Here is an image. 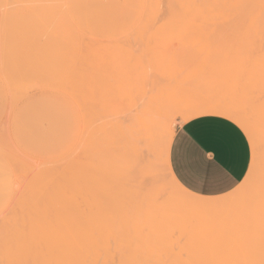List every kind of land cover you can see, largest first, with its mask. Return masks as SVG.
<instances>
[{
    "label": "rangeland",
    "instance_id": "obj_1",
    "mask_svg": "<svg viewBox=\"0 0 264 264\" xmlns=\"http://www.w3.org/2000/svg\"><path fill=\"white\" fill-rule=\"evenodd\" d=\"M178 3L179 0H0V154L1 151H3L0 156V233H7L11 230L13 231V229L15 231H20L21 228L24 229V232H28V226H30V230H37L40 225L52 222L55 224H62V228L66 231H75L74 233L77 234V237H75L77 246L80 245L79 247H85L88 245L86 247H89V242L92 243L89 238L92 240L94 239L95 241L98 238L99 241H104V239L107 241L106 236L111 234V230L113 233L116 231V233L124 231L126 233L128 232V234L134 231L135 224L137 225L138 222V219H136L138 218L137 215H140L138 212H140L139 206L141 202L132 200L128 195L134 191H147L148 189L143 190L142 187H144V189L148 188L147 185L150 183L148 182L149 180L146 179V176L144 178L143 174L137 169L132 157H130L126 142H119L117 151V172L120 171L118 176L123 186L127 187H124L125 190L122 187L123 191L126 193L125 198L119 199L113 197L110 199L111 197H108V199H105L106 197L104 196H100L99 198L95 197L96 203L94 202V204H97L96 208H98L96 209L95 205H93V201H95L94 197L88 198H93L92 200H88L85 197L86 200L89 201V203L91 201L92 204H90L94 206H89L87 208L89 203L86 200H83L85 203L80 201V193L75 195L76 192H86L87 189L85 188V190L84 187L88 186L87 188L90 189L89 186L96 181L101 182V184L98 185V191L103 190L105 192L109 189V186L104 184V181H100V178L102 177L101 175H103V173L100 172V169L103 168L105 170V168L103 167V164L101 166L99 165L102 163V156L101 154H98L103 151L102 147L104 149L105 146V144L103 145L105 140L104 142L102 140L104 136L100 139L102 136L100 135V132L103 127L105 129L107 123L102 128L100 127L99 129H96L99 130V139L97 137L98 135H96L98 133H93L97 137L95 138L94 136L97 142L92 144L95 145L100 140L103 142H99L103 146L100 144L98 145V148V146L95 145L93 150L100 151L96 150L97 147L98 149H101V151L95 153V151L91 150V153V151L88 150L89 148L87 147V144L90 143L88 142L90 141L88 140L89 137L95 141L91 138V128L95 127L96 123H101L102 120L115 118L116 115L114 114L118 113V115H121L119 113L122 112L123 116L121 115L120 117L124 120L122 118L119 119L124 121V125H126L128 129L130 128L131 119L129 118L130 110L128 109L131 106V103L128 101V98L126 99L128 93L127 88L129 87H139L145 85H147L148 88L151 85L162 88L168 87L173 91V100H176L174 102V107L180 104L178 110L181 109L182 111V107H184V111L185 109H189L188 111L193 113V115L186 117L185 119L180 115L175 116L171 125L172 137L176 129L185 121L199 115L211 114V111L219 109L227 110L229 108L228 111H236V113H250V119H253L254 122L256 119V125H259L258 122H260L258 127L261 126L263 121L258 119H261L260 117L262 116V118H264V115L260 116L262 113L261 111H264V109H262V106L259 104L256 105V107H253L256 101L254 104L251 103L253 105H250L249 99L252 101V98L248 93H251L252 97L255 94L256 97L258 95L260 98L264 94V70H261L264 66V33H261L264 32L262 31L264 25H257L259 26L258 28L255 25H226L217 27L176 25L173 24L172 19L173 13L178 9ZM255 27L257 29L260 28L261 31L259 34L261 35L257 33L258 30H256ZM211 28L224 29L232 32L225 35H209L201 32L202 29L207 30ZM254 30L257 32L255 31L254 33ZM245 40L247 42H245ZM241 44L243 48H241ZM255 58L256 61H254ZM257 65L259 68L256 67ZM233 68L234 70H232ZM259 70L261 72H259ZM55 78H70L75 81H79L78 83L81 84V87L83 88H85V85L84 82L81 83L82 81H87L91 84L97 83L96 87L98 88V92H93L91 94L94 97L93 100L97 110L93 103V106L91 107L93 113L91 110L90 112H86V108L81 109L79 102L78 104L74 102L77 105L74 107L66 97L57 93L54 89H50V86L47 85L45 88L43 87L45 86V83ZM98 78L100 79V83L97 82ZM259 78L263 79V82H260L261 79ZM203 82L205 83L203 84ZM210 84L213 85L211 86ZM208 85L210 87H207ZM239 88L240 91H238ZM258 88H260V90ZM236 94L237 96H235ZM241 95L243 97L247 95L246 97L249 98L247 99L245 97L247 99L246 100ZM123 96L125 97L124 99H122ZM57 99L64 105L70 119L71 132L68 140L62 147L54 151L43 152L28 147L18 137L15 130L14 122L17 113L30 106L33 110L38 111L39 114L41 113L40 111H43V114H45L44 112H48L52 107V105H50L51 101H54L53 109L55 112L54 116H56ZM262 99L261 100L264 102L263 97ZM262 101L259 99V102H261L260 104H262ZM122 102L124 104H122ZM237 102L240 103L237 104ZM248 103L249 105H247ZM123 105H125L124 108ZM262 105L264 106V103ZM185 106L190 108H186ZM118 107H120L121 110ZM117 108L120 112L117 111ZM248 108H255V110L253 109L254 113L252 112V109L250 112V109ZM256 108H258L257 111ZM259 109L262 110L260 111ZM124 111H126V114H124ZM84 112H86L85 115ZM256 112L259 113V116L257 113L255 117L254 114H256ZM127 113H129V115ZM86 115L90 118L92 116L93 120L95 119V123L92 122V125L94 124V126L90 125L91 121ZM257 116L259 118H257ZM96 120L99 121L96 122ZM90 126L92 127L90 128ZM159 135V138L157 136L159 140L155 138L152 146L154 148L157 144L156 147L158 149H154V153L156 152L161 154L160 148L162 143V134L159 133ZM249 142L251 141L249 140ZM252 143H250L251 155L255 158V167L258 168V165L262 160L261 155L263 149L258 148L256 144L254 146ZM157 150L160 151L158 152ZM2 155L4 157L7 156L8 158H4L5 160L3 158L1 159ZM157 156V154L156 156H153L156 161L155 164L157 163L156 165L163 160L161 159L163 156ZM81 158L83 160H81ZM90 159H96L98 164L94 163V160H91L90 162ZM48 160L49 162L46 164L33 165ZM9 161L12 165L8 164L10 163ZM75 161L78 162L76 163ZM74 162L75 168L77 166L76 164H78V166L76 170L75 168L73 169L75 172H73L74 175L72 177L73 173L71 174L72 171L70 172L69 166L72 164L71 167L73 168ZM21 165H23V167ZM86 165H88L87 170H89V167L92 168V170L94 169V171L100 170V175H97V171L91 172V175H96L95 177L92 176V181H89V179L92 178L91 175L88 174L90 170L89 172L87 171L88 176L85 173L86 169L84 168L87 167ZM95 165L96 167L93 168ZM55 166L58 168L56 169ZM33 167L34 173L31 169ZM80 167L82 168V171ZM26 168L28 173L31 170V173L34 174L32 175L30 173L33 178L37 175L38 178L36 176L35 179L41 178V180L36 181L33 179L34 181L32 180V183L29 176L28 178L30 180L28 182V178L25 177V172L27 171ZM43 168L44 170L49 168L47 174L52 168L55 169L54 171H51L52 174L49 173V179L46 177L47 174L45 173L47 170L44 172V170H42ZM104 170H102V172ZM39 171L41 172L39 173ZM159 173L161 174V171ZM247 173L238 185L231 191L219 196L207 197L206 199H220L229 194L234 193L240 195L245 192L251 187L250 181H252L253 177H255L254 172H252L250 177ZM86 177L87 179L84 180ZM247 177L249 178L246 179ZM24 178H27L26 184H24ZM71 179L72 181H70ZM76 179L80 182L75 181ZM48 182L53 184H46ZM63 182L65 185H62ZM79 183L82 186H78ZM58 185L60 188H56ZM139 186H141V189ZM47 188L49 189L47 190ZM81 188H83V190ZM66 189H71L73 194L78 196L80 199L72 196L73 194L70 196L71 199H61L58 197V195ZM34 191V195L36 193L37 195H40L38 198L36 195L34 198L32 197ZM41 191L45 192V194H43V192L41 193ZM47 192L48 194H46ZM30 193L32 195H30ZM50 193H53L54 195H51ZM186 193L191 196H198L193 193L191 194V192L189 193L188 190ZM29 195L30 198H28ZM238 195H236V197ZM243 197L244 194L242 195V198ZM239 198L240 197L238 196V200ZM106 200H108V202ZM235 200H237V198ZM104 201L107 202V207L105 204L106 202ZM78 202H81V204L79 205ZM100 202L103 203L100 204ZM111 202L114 203L113 206L116 207L117 211H113L112 207L111 210L113 212H111L109 209L110 205H108ZM235 203L236 201L230 202L231 205ZM83 204L85 205L83 206ZM133 204L136 205V208L138 207L136 210L134 209V206L131 207ZM226 204H228L227 206L229 208V203H225V205H221V209H218L222 211L225 206L224 210H227ZM49 206H51V209ZM98 206L101 210H99ZM232 206L234 209V205ZM94 208L99 210V213L96 210L95 213V211H93ZM119 208H122V210L127 208L126 210L129 212L125 210L121 212V209L120 211L118 210ZM104 212H107L106 216L108 217L104 215ZM224 212L225 211H223V213ZM111 215H113L114 218ZM133 215H136V217ZM89 216L91 218H89ZM124 216L125 218H123ZM129 216L131 217V221ZM44 218L46 220H44ZM82 218L85 219L83 220ZM116 218H123V220L119 219L117 223H121L123 221L124 224L122 226H125V229L123 227L121 228V225H116ZM22 219L23 221H21ZM50 219L52 220L50 221ZM107 219L112 222V225L115 223V226L119 227V231L114 229L116 227H113L110 230L109 228L112 227V225H109L110 227L108 228L109 221ZM92 220L94 224L89 222ZM132 222L134 223L132 224ZM10 223L13 225L10 226ZM100 224H103V227L101 225L103 228V230H101L102 232L99 230ZM7 226L9 228H7ZM3 227H6L7 229L5 230ZM104 227L105 229L108 228L109 233H106L107 230H105ZM93 228H97L96 231L99 230V233L97 232L99 237L95 236L96 231L94 232V230H92ZM90 229L93 232H91ZM89 232L95 233L94 237H90L88 234ZM95 237L98 238L95 239ZM32 238L25 236L24 240L26 242H30ZM87 238L89 242L87 241ZM16 241H18V239ZM109 247L110 248H108V250L105 248L100 250L101 255L103 253H107L109 255L108 258L105 257L106 259H104L103 255L98 258L100 256L99 253L96 260L92 259L93 262H87L88 260L86 259L87 263L84 262L83 264H171L163 257L162 260L157 258V253L161 250L158 247H155L157 251L155 248L148 249L150 247H136V249L135 247H112L111 242ZM161 251L163 252V250ZM43 253H45V251ZM160 254L161 256L163 255L161 252ZM102 257L103 259H101ZM40 263L41 262H38L37 264ZM20 264L27 263L25 262ZM41 264L63 263L55 260L52 263ZM72 264L75 263L73 262Z\"/></svg>",
    "mask_w": 264,
    "mask_h": 264
},
{
    "label": "bare ground",
    "instance_id": "obj_2",
    "mask_svg": "<svg viewBox=\"0 0 264 264\" xmlns=\"http://www.w3.org/2000/svg\"><path fill=\"white\" fill-rule=\"evenodd\" d=\"M172 22H173V24H176V25H201V26H207V27H210V26L217 27V26H226V25L227 26L228 25H244V26L245 25H255V26L264 25V0H179L178 9L173 13ZM258 27L259 26H257V28ZM257 28H256V30H258V32L256 30H254L253 32L255 33V31H256L259 34L261 30H260V28L259 29H257ZM263 29H262V31H264ZM228 31L224 30V29H213V28H211V29H207V30L202 29L201 32L203 34H209V35L210 34L225 35V34H230V32H232V31H229V32ZM233 31H234V29H233ZM261 33L263 34L264 32H261ZM259 35H261V34H259ZM253 38H255V37H253ZM246 40H245V42H247ZM224 41H225V39H224ZM237 43H239V42H237ZM241 46H242V44H241ZM241 48H243V46ZM209 49H210V47H209ZM213 49H214V46H213ZM244 51H247V50H244ZM256 58L254 61H256ZM206 64H208V63H206ZM236 66H237V64H236ZM256 67H258V65ZM260 67H261V65H260ZM246 68H248V67H246ZM262 68L263 69H261V70H264V66ZM249 69H250V67H249ZM232 70H234V68ZM254 70H257V69H254ZM259 72H261V71L259 70ZM212 74H214V73H212ZM47 79H49V78H47ZM55 79H57V80H55ZM55 79L48 81L47 83H45V86H43V87L45 88L48 85L51 87V88L49 87L50 89H54V90H58V91L63 92L64 94L68 95L75 103L78 104V102H79L80 103L79 106L81 107V109L86 108L85 111L90 112L93 104L95 105L94 100H93L94 97L91 94L93 92H98V88L96 87L97 83L91 84L87 81H82L81 83L84 82V85H85V88H83V87H81V84L78 83L79 81H75V80L70 79V78H55ZM259 79H261V78H259ZM99 80L100 79L98 78V80H97L98 83H100ZM262 80L263 79H261V81L260 80L259 81L263 82ZM90 82H93V81H90ZM229 82H230V79H229ZM133 83H135V82H133ZM204 83L205 82H203V84ZM208 83H209V81H208ZM210 85L212 86L213 84H210ZM219 86H221V85H219ZM207 87H210V86L208 85ZM221 88H220V90H221ZM127 89H128V91H127L128 93H127L126 99L128 98V101L131 103L130 104L131 106L128 109V110H130L129 118L131 119V125H130L129 129L127 128L126 125H124V121H123L124 119L122 117H120L121 115L123 116L122 112L119 113L121 115H118V113L114 114V115H116L115 118L102 120L101 123H99V124L96 123V126H95L96 128L92 127V126H94V124L92 125V122L95 123L94 122L95 119L93 120L92 116L90 118L86 115L91 121L90 125H92V126H90V128L92 127L91 128L92 129V131H91L92 137L91 138H93L95 140V141H93L89 137L88 140H90V141H88V142H90V143L87 144L88 145L87 147L89 148L88 150L95 151V150H93V147L95 145L96 146L100 145L101 143H99V142L100 141L102 142V140L104 142V140H105L104 143L102 142L103 145L105 144L104 149L102 147L103 151L101 153H98L101 151V149H98L99 148V146H98V148L96 147V150H100V151H95V153L97 152L98 154H101V156H102L101 162L102 163L99 165L101 166L103 164V167L105 168V170L103 168L102 169L99 168L101 170V171L100 170L99 171L101 173H103V175H101L102 177L100 178V181H102V182L104 181L105 182L104 184L109 186V189L105 192L103 190L98 191L99 190L98 185L101 184V182L96 181V182H93L91 184V186H89L90 189L87 188L88 186L84 187V189L86 188L89 191H87L85 189L86 192L80 191V192L75 193V195L77 193H80L79 197L81 199L78 196H75L73 194V192L71 191V189L63 190L60 194L58 193L59 194L58 197H60L61 199L62 198L69 199L70 196L73 194L72 196H74L75 198L78 197L80 199V201H82V202H84L86 200V198L87 199L89 197H94V198L98 197L99 198L100 196L106 197L105 199H108V197H111L110 199H112L113 197L119 198V199L120 198L124 199L126 196V193L123 191L122 187L124 188L126 186H123V184L120 182V178L118 176L120 171L117 172V163H118L117 162V160H118L117 159V155H118L117 151H118V143L119 142L120 143L126 142L127 148L129 149V150L128 149L127 150L130 153V157H132L137 169L143 174L144 178L146 176V179L149 180L148 182L150 183L149 185H147L148 188L144 189V187H142L143 190L148 189L147 191H140V192L134 191L128 195L132 200L141 202V204L139 206L140 212H138V213H140V215H137L138 218H136V219H138L137 220L138 222H137V225L135 224V227H134L136 230L134 229V231L130 232V234H128V232L126 233L124 231L118 232V233H116L117 232L116 231L115 233H113L111 230V228H113V227H116L114 229L119 231L118 226L121 225V228L123 227L125 229V226H122L124 224L123 221L121 223H117L119 221V219L123 220V218H125V216L123 218L117 219L118 217L115 215L117 217L116 218L117 220L115 223H117L116 225H118V226H115V223L112 225V222L107 219L109 221L108 228L110 227L109 225H112V227L109 228L111 230V232H110L111 234H108L106 236L107 241H105V239H104V241H99V238H98L99 236L97 235V232L99 233V230L100 231L103 230V228H102L103 224H100V227H101V225H102V227L101 228L99 227L98 231H96L98 226H97V228L92 229V230H94V232L96 231L95 232L96 234L91 233V232H93V231H91V229H90L91 232L88 233L90 235V237H92V236L94 237V234H95V236H98V237H95V239L96 238H98V239L95 241L94 239L92 240L91 238H89L92 242V243H90L88 241V238H87V241L89 242V247H86L88 245H86V246L84 245L85 247H83V246L79 247L80 245L77 246V244L75 242V237H77V234L74 233L75 231L72 232V231L64 230L62 228V224H55L52 222H51L52 224L51 223L42 224L38 227L37 230H30V228H29L30 226L27 225L28 226V232H24L23 231L24 229L23 228L20 229V227H19L20 231H15L13 229V231L11 230L7 233L6 232L0 233V264H17V263L20 264V263H25V262L27 264H37L38 262L52 263L55 260L60 262V263L62 262L63 264H72L73 262L75 264L76 263H82L83 264L87 260H88L87 262H89V261L93 262V260H96L97 257L99 256V253L101 252L100 250L102 248H105L106 250H108V248H110L109 247L110 242H111L112 247H135V249H136V247H150L148 249H153L155 247H158L159 249L163 250V252L161 250H159V253H157V255L159 257L157 256V258H160L159 260H162L163 258L165 260L167 259L168 262L171 264H264V125H263V123H264L263 119L264 118H262L263 116L260 117L261 119H258V120L263 121V123H261V126L258 127L260 125V122H258L259 125H256V119L254 118L255 122L253 121V119L251 120L250 116H249V114H250L249 112H248L249 114H247L246 112H237L236 113V111H228L229 108L227 110L219 109V110L211 111V114L223 115V116H226V117L232 119L233 121H235L239 125V127L244 131L247 138L251 141L250 143L253 142L252 144L254 146L256 144V146L258 148H262L263 151H262V155H261L262 160H261L260 164L258 165V168L255 167V169L253 171L255 174V177H253L252 181H250L251 187L248 190L241 193L240 195L233 193V194L226 195V197H223L220 199L210 200V199H206L207 197H198V196L195 197V196L188 195V193H186L185 189L173 177V175L170 171V167H169L168 151H169L170 141L172 139L171 125H172L173 119L175 118L176 115H180V116L184 117V119H185L186 117H190L191 115H193V113L188 111L189 109H187V110L185 109V111H184V107H182L183 108L182 111H181V109L178 110V107L180 104L177 105L176 107H174V102L176 100L175 101L173 100L174 99V95L172 93L173 91L170 90L168 87L162 88V87H155V86L151 85L148 88L147 85H145V86H139V87H129ZM230 89H231V87H230ZM258 89L260 90V88H258ZM223 90H225V89H223ZM228 90H229V86H228ZM238 91H240V88L238 89ZM261 91H262V89H261ZM225 92H227V91H225ZM228 93H229V91H228ZM254 93H256V92H254ZM210 94H211V91H210ZM248 94L252 98V101H251V99H249L250 105H253L254 102L256 101L257 103L255 102L253 107H256V105L259 104L262 106V109H264L263 108L264 106L262 105L264 103L262 101L263 100L262 97L264 98V94L261 98L258 95L256 97L255 94L253 95V97H252L251 93H248ZM259 94H260V92H259ZM261 94H262V92H261ZM177 95H178V93H177ZM243 95H245V94H243ZM235 96H237V94ZM245 97H243V98L246 99L247 97L246 98ZM124 98L125 97L123 96L122 99H124ZM253 98H255V99H253ZM259 99H260V101H262V104H260L261 102H259ZM239 103L237 102V104H239ZM249 103L247 105H249ZM251 103H253V104H251ZM122 104H124V103L122 102ZM192 105H193V103H192ZM121 107H122V105H121ZM124 107H125V105H123V108ZM95 108H96V105H95ZM118 108L120 109V107H118ZM118 108H117V111H119ZM188 108H190V107H188ZM191 108H193V107H191ZM238 108H240V107H238ZM246 108H247V106H246ZM258 108H260V107H258ZM258 108H256V111ZM248 109H250L249 110L250 112H251V109L255 110V108H248ZM262 109H259V110L261 111ZM96 110H97V108H96ZM96 110H94V111H96ZM254 110L252 111L253 113H254ZM86 112H84V115L86 114ZM91 112L93 113V110H91ZM125 112L126 111H124V114H126ZM261 112L262 113L260 114V116L264 115L263 114L264 111H261ZM110 113H112V112H110ZM129 113H127V114L129 115ZM257 113L258 112H256V114H254L255 117H256ZM99 115H101V114H99ZM117 115H118V117H117ZM252 115H251V117H252ZM103 116H105V115H103ZM258 116H259V113H258ZM258 116H257V118H259ZM119 118H122L123 120H120ZM125 118H126V115H125ZM127 120H128V118H127ZM98 121L96 120V122H98ZM106 123H107V125H106ZM105 125L108 127H106ZM262 125H263V127H262ZM87 126H88V124H87ZM103 126H105V129ZM100 127L101 128L103 127L102 130L100 129L101 130L100 135H102L100 139H102L103 136H104V138L100 141L98 140L99 144L97 143L94 145L92 143L97 142L95 138L98 137V139H99V136H100L99 130H96V129L97 128L99 129ZM105 130H106V132H105ZM93 131H95V132H93ZM104 132H105V134H104ZM93 133L94 134L98 133V134H96L98 136L96 137ZM159 133L162 134V136H161L162 137V143H161V148H160L161 154H158L156 152L154 153V149L156 150L157 144L154 148L152 146L154 139L157 138V136H158V138L160 137ZM94 136H95V138H94ZM103 145L101 144V146H103ZM92 151H91V153H92ZM2 152L3 151H1V154H2ZM1 154H0V156H1ZM156 154L158 156L159 155L163 156V158L161 157V159H163V160L158 164L159 166L156 165L157 163L155 164L156 161L153 158V156L154 155L156 156ZM3 155L1 157V159L2 158L3 159L8 158L7 156L4 157L5 155L4 156ZM83 159H84V157H83ZM83 159L81 158V160H83ZM91 160H94V163H97L96 159H90V162H91ZM48 162H49V160L48 161H42L39 163L34 162L36 164H33V162H32V164L33 165H37V164L42 165V164H46ZM75 162L77 163L78 161H75ZM75 162L73 163V165H74L73 168L71 167L72 164H71V166H69L70 172L72 171L71 174L73 172H75V170L78 166V164H76L77 166L75 168ZM8 164L12 165L11 162ZM21 166L23 167V165H21ZM86 166L87 167L84 168V169H86V171H85L86 175L89 172V170H90V172L88 174H90L91 172L94 171V169L92 170V168H90V167H89V170H87L88 165H86ZM95 167H96V165L93 168H95ZM39 168H40V166H39ZM55 168H56V166H55ZM74 168H75V170H73ZM129 168H130V166H129ZM31 169L34 173V170H33L34 167ZM26 170H27V168H26ZM42 170H44V168ZM45 170H47V171L45 172ZM45 170H44V172L47 174L49 168H47ZM54 170L55 169H53V168L51 169V171H54ZM78 170H79V168H78ZM102 170H104V171L102 172ZM35 171H37V170H35ZM51 171H49V173H51ZM81 171H82V168H81ZM95 171H97V170H95ZM99 171H97L98 172L97 175H100ZM160 171H161V174L159 173ZM40 172L41 171H39V173ZM30 173H31V170L29 171V173L27 170L25 172V174H26L25 177L28 178L30 176L31 180L28 178L27 181L29 182V180H30L33 183V181H34L33 179H35V177L37 175H35V177L33 178L31 176V174L32 175H34V174L33 173L30 174ZM49 173L47 175L45 174L46 177H48ZM123 173H125V172H123ZM73 175H74V173L72 174V177H73ZM95 175L96 174H94V176L91 175V178H92V176L95 177ZM126 176H128V175H126ZM37 178H38V176H37ZM248 178L249 177H247L246 179H248ZM26 179L24 178V182H25L24 184L27 183ZM48 179H49V177H48ZM86 179H87V177L84 178V180H86ZM35 180L38 181V180H41V178L35 179ZM56 180H58V179H56ZM92 180H93V178L89 179V181H92ZM70 181H72V179ZM75 181L80 182L78 179H76ZM144 181H145V179H144ZM45 182H47V181H45ZM50 182H51V180H50ZM66 182H68V181H66ZM54 183H55V181H54ZM69 183H71V182H69ZM46 184L51 185L53 183L50 184L48 182ZM63 184H64V182L62 183V185ZM79 185H81V184L79 183L78 186ZM54 186H55V184H54ZM67 186H66V188H67ZM144 186H145V182H144ZM37 187H39V186H37ZM139 187L141 189V186H139ZM139 187H136V188H139ZM56 188H60V186L58 185V187H56ZM71 188H73V187H71ZM48 189L49 188H47V190ZM81 189L83 190V188H81ZM124 190H125V188H124ZM44 191H45V189H44ZM42 192L43 191H41V193ZM17 193H18V191H17ZM34 193H35V191L33 192V195L30 193V195H32L33 198L35 195L37 196V198H38V196H40V195H37V193L34 195ZM43 194H45V192H43ZM43 194H42V197H43ZM46 194H48V192ZM243 194H244V197L242 198ZM30 195L28 198H30ZM51 195H54V194L52 193ZM236 195H238L240 197L239 200H238V196L236 197ZM39 198H41V197H39ZM82 198H84V199H82ZM236 198H237V200H235ZM92 199L93 198L88 199V200H92ZM29 200H31V199H29ZM76 201H77V199H76ZM106 201L108 202V200H106ZM106 201H104V202H106ZM232 201L233 202L236 201L235 204H232V205H234V209H233V206L230 204V202H232ZM87 202L89 203V201H87ZM94 202L96 203V198H95V201H93V205H95ZM107 202L105 203L106 207H107ZM90 203H91V201H90ZM90 203L88 204L87 208L89 206L90 207L93 206V205H91L92 203L91 204ZM101 203H103V202H100V204ZM112 203L113 202L108 204V205H110L109 209L111 210L113 207V211H115L116 207H114L113 206L114 203L113 204ZM225 203H229V208L227 206L228 204H226L227 210H224L225 206H224V209L222 208L223 209L222 211L219 210V209H221V205H225ZM80 204H81V202L79 203V205ZM84 205L85 204H83V206ZM96 205H95V208H96ZM52 206H54V205H52ZM69 206H70V204H69ZM133 206L135 207L134 208L135 210L138 208V207L136 208V205H134V204L131 205V207H133ZM49 207L51 209V206H49ZM120 207H122V206H120ZM95 208L93 209V211L98 209V208H96V209ZM122 208H119L118 210L120 211V209H121V212H123L124 210L128 211V210H126L127 208L124 210H122ZM102 209H103V207H102ZM99 210H101L100 207H99ZM99 210H96V211H98V213H99ZM96 211H95V213H96ZM113 211L111 210V212H113ZM223 211H225V212L223 213ZM101 213H102V211H101ZM104 213H105L104 215L106 216L107 212H104ZM90 215H91V213H90ZM93 216H92V218H93ZM111 216L113 217V215H111ZM133 216L136 217V215H133ZM52 217H53V215H52ZM106 217H108V216H106ZM135 217H132V218H135ZM89 218H91V217L89 216ZM129 218L131 221L130 216H129ZM52 219H50V221ZM1 220H3V219H1ZM44 220H46V219L44 218ZM21 221H23V219ZM130 221H127V222H130ZM89 222L94 224L93 220L89 221ZM110 222H111V224H110ZM83 223H85V222H83ZM83 223H82V225H83ZM90 223H89V225H90ZM104 223H105V221H104ZM106 223H108V222H106ZM133 223L134 222H132V224ZM96 224H97V222H96ZM12 225L13 224H11L10 226H12ZM89 225H87V226H89ZM21 226H23V225H21ZM104 226H105V224H104ZM3 228H5V230H6L9 227L7 226V228L6 227H3ZM108 228L105 229V227H104V229L107 230L106 233H109ZM19 229H16V230H19ZM67 229H68V227H67ZM80 229H81V227H80ZM1 231H2V228H1ZM25 231H26V229H25ZM79 233H80V230H79ZM25 236H28L30 238H32L33 236H36L37 239H36V237H33L30 240V242H26L24 240ZM17 239H18V241H16ZM100 240H101V238H100ZM97 249L99 252L97 251ZM44 251H45V253H43ZM78 251H79V253H78ZM96 251L98 254L96 253ZM156 251H157V249H156ZM164 251H165V253H164ZM166 251H167V253H166ZM52 252H54V253H52ZM160 252L162 254L163 253L164 254L161 256ZM58 253H60V254H58ZM94 255H96V256H94ZM102 255H103L104 259L109 257V255L107 253H105V254L103 253ZM102 255L100 253V256L98 258H100ZM103 257L101 259H103Z\"/></svg>",
    "mask_w": 264,
    "mask_h": 264
},
{
    "label": "crops",
    "instance_id": "obj_3",
    "mask_svg": "<svg viewBox=\"0 0 264 264\" xmlns=\"http://www.w3.org/2000/svg\"><path fill=\"white\" fill-rule=\"evenodd\" d=\"M55 91L66 97L74 107L77 106L68 95ZM53 104L54 101H51L52 107L45 114L43 111L39 114L30 106L17 113L15 130L28 147L43 152L54 151L68 140L71 132L68 112L58 100L54 116ZM250 155V142L234 121L221 115L205 114L185 121L176 129L170 142L168 160L173 177L186 191L213 197L231 190L209 187L202 182L191 183L187 181L188 175L198 171L203 176L217 167L226 166L231 168L238 185L248 171Z\"/></svg>",
    "mask_w": 264,
    "mask_h": 264
},
{
    "label": "snow or ice",
    "instance_id": "obj_4",
    "mask_svg": "<svg viewBox=\"0 0 264 264\" xmlns=\"http://www.w3.org/2000/svg\"><path fill=\"white\" fill-rule=\"evenodd\" d=\"M248 173L250 177L255 169V158L250 155L247 160ZM187 181L191 183L202 182L204 185L213 188H223L232 190L237 186V181L233 178L232 170L228 167H217L213 171L205 173L203 176L198 171H193L187 177Z\"/></svg>",
    "mask_w": 264,
    "mask_h": 264
}]
</instances>
